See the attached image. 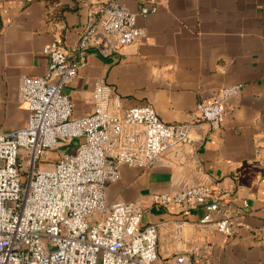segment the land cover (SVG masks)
I'll use <instances>...</instances> for the list:
<instances>
[{"label":"crops","instance_id":"0c3cea01","mask_svg":"<svg viewBox=\"0 0 264 264\" xmlns=\"http://www.w3.org/2000/svg\"><path fill=\"white\" fill-rule=\"evenodd\" d=\"M88 1L0 0V131L26 124L20 79L45 74L48 59L42 50L55 40L78 64L63 90L74 118L93 112L96 88L102 85L121 99V115L148 105L162 122L186 124L198 102L241 85L242 92L225 105L220 129L194 123L193 152L181 168L165 162L147 168L122 165L104 197L107 204L138 203L142 225H159L153 264H174L181 250L206 236L211 264H264V162L257 157L258 140L264 147V0H124L144 37L106 55L77 51ZM142 7L154 11L142 16ZM79 143L71 141L59 156ZM199 182L218 183L231 200L238 210L232 215L240 224L236 233L198 229L205 215L201 207L184 213L179 206L152 201L153 194Z\"/></svg>","mask_w":264,"mask_h":264},{"label":"built area","instance_id":"2783aa9c","mask_svg":"<svg viewBox=\"0 0 264 264\" xmlns=\"http://www.w3.org/2000/svg\"><path fill=\"white\" fill-rule=\"evenodd\" d=\"M153 11L142 7L139 13ZM135 20L124 0H89L77 51L106 55L138 43L144 33ZM42 53L48 59L45 74L22 76L18 87L28 109L26 124L0 131V264H153L159 225H142L143 208L136 202L107 204L105 188L119 178L122 165L147 168L165 162L181 168L193 152L194 123L220 129L227 101L242 86L221 88L212 100L198 102L191 123L167 124L148 105L121 115V99L99 85L93 112L74 118L63 90L78 64L58 40ZM73 140L80 143L72 153L60 155L50 168L37 167L49 151ZM263 148L258 140L261 162ZM152 201L179 206L184 213L203 208L197 228L207 232L231 236L240 225L232 219L238 210L216 182L185 184L174 193L153 194ZM206 237L181 250L174 264H211Z\"/></svg>","mask_w":264,"mask_h":264},{"label":"rangeland","instance_id":"374dc122","mask_svg":"<svg viewBox=\"0 0 264 264\" xmlns=\"http://www.w3.org/2000/svg\"><path fill=\"white\" fill-rule=\"evenodd\" d=\"M67 144L62 143L59 145L58 148L55 150L49 151L45 158H43L37 165V167L41 169H47L50 168L51 165L56 161V159L59 157V154L63 153L64 148H66ZM57 157V158H56Z\"/></svg>","mask_w":264,"mask_h":264}]
</instances>
